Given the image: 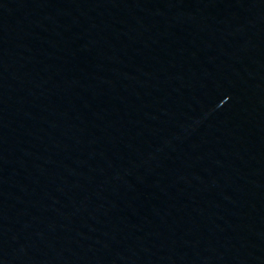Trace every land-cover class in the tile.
Returning a JSON list of instances; mask_svg holds the SVG:
<instances>
[{
    "label": "water",
    "instance_id": "water-1",
    "mask_svg": "<svg viewBox=\"0 0 264 264\" xmlns=\"http://www.w3.org/2000/svg\"><path fill=\"white\" fill-rule=\"evenodd\" d=\"M0 264H264V0H0Z\"/></svg>",
    "mask_w": 264,
    "mask_h": 264
}]
</instances>
